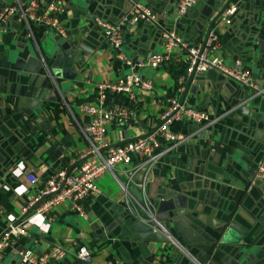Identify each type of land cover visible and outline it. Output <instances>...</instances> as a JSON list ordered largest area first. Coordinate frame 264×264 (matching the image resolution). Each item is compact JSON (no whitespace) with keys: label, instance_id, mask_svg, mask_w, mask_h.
<instances>
[{"label":"crops","instance_id":"crops-1","mask_svg":"<svg viewBox=\"0 0 264 264\" xmlns=\"http://www.w3.org/2000/svg\"><path fill=\"white\" fill-rule=\"evenodd\" d=\"M35 1L43 9L51 0ZM176 1L68 0L57 16L65 29L64 38L38 24L27 29L16 17L2 25L0 232L9 224H19L26 235L12 240L0 264H15L21 250L38 256L50 245L63 246L67 254L49 264H80L74 257L79 246L88 249L91 264H264V186L251 185L238 172L252 167L249 177L254 179V167L264 157V99L251 98L248 89L212 70L193 76L189 85L186 77L177 93L170 69L184 71L181 55L156 70H140L141 77L152 80L153 90L134 91V102L121 94L107 96L108 106H124L134 115L123 127L110 125L106 139L118 145L147 135L158 123L164 97L172 95L189 108L220 118L206 128L186 120L173 123L170 131L182 134L186 142L148 172L145 184V200L157 222L189 256L168 239L131 240L124 229L129 217L119 187L126 182L120 168L95 181L99 194L84 202V219L67 203L48 217L34 216L33 209L23 212L42 182L85 150L82 131L88 117L77 107L95 102L96 85L128 72L113 57L94 19L113 24L128 13L132 3L144 7L155 23L125 27L122 53L131 62L145 60L162 51L160 34L164 30H174L189 45L202 43L210 21L226 0H195L185 15L173 21ZM11 4L12 0H0V9ZM230 5L235 13L229 25L220 29V59L225 65L239 63L253 83L264 88V0H231ZM53 47L72 62V80L40 78L11 68L16 60L24 68L29 57L47 59ZM28 173L37 184L27 182ZM137 178L131 179L127 191L137 190ZM176 195L184 198L175 202L178 208L174 212L158 208ZM172 213L180 214L178 219L195 233V243L188 242L176 228Z\"/></svg>","mask_w":264,"mask_h":264},{"label":"built area","instance_id":"built-area-1","mask_svg":"<svg viewBox=\"0 0 264 264\" xmlns=\"http://www.w3.org/2000/svg\"><path fill=\"white\" fill-rule=\"evenodd\" d=\"M67 1L51 0L41 9L35 0H29L24 4L12 0L11 5L0 9V31L10 17H16V21L27 29L30 24H38L64 38L65 29L58 22L57 16L63 11ZM194 3L195 0H177L173 21L185 15ZM234 13L235 7L228 5L209 31L206 40L197 45L187 44L172 29L164 30L160 34L162 51L151 54L145 60L134 62L128 60L122 53L123 29L140 22L154 24V16L139 3L134 2L128 13L116 23L107 24L94 19V24L102 31L113 57L121 62L128 72L114 81L96 85L95 102L77 107L81 114L88 117V123L82 131L86 143L85 150L77 157V161L64 162L46 178L23 212L33 209L34 216L48 217L59 205L67 203L74 214L84 219V202L99 194L95 181L103 174H112L116 168H120L126 178L125 185L119 184V187L123 192L127 216L137 223L148 226L153 232L164 234L165 231L157 222L152 207L145 200V184L148 172L172 149L186 142V137L180 133H172L170 126L186 120L200 128H206L215 124L220 118L210 117L206 112L189 108L180 103L177 96L172 95L164 97L163 111L157 125L150 133L141 138L112 145L106 139L110 125L123 127L132 118L134 111L120 105L108 106L106 98L110 94H121L128 102H134V91L152 92V80L141 77L140 70H156L181 55L185 67L184 75L179 76L175 81L177 93L181 91L184 80L190 74L198 76L212 70L224 79L248 89L251 98L264 99V88H259L253 83L247 70L242 69L237 62L225 65L220 59V29L229 25ZM134 176L140 177V182L136 185L142 199L140 203L127 191ZM25 178L31 185L38 183L31 173L26 174ZM253 178L262 181L264 186V157L256 163ZM25 235L26 231L22 225L9 224L0 232V257L12 240ZM66 254V249L60 245H50L38 256L21 250L16 253L15 264H49L63 259ZM74 257L80 264H91L90 253L84 246L76 248Z\"/></svg>","mask_w":264,"mask_h":264},{"label":"water","instance_id":"water-1","mask_svg":"<svg viewBox=\"0 0 264 264\" xmlns=\"http://www.w3.org/2000/svg\"><path fill=\"white\" fill-rule=\"evenodd\" d=\"M26 1L27 0H19V2L21 4H24ZM230 1L231 0H226L224 2V4L220 7V9L216 12V14L212 18V20L210 21L202 43L206 40L209 31L213 27V24L220 17L221 13L230 4ZM54 49L55 48L53 47V50ZM11 68L16 70V71L23 70V72H25V73H30V74H33L36 77H40V78H46L49 76L52 79L62 77L65 80H72L74 78V74H75L73 71L72 62L68 59H65L62 55V52L59 50H54L53 52H50L47 59H42V57L41 58L29 57L27 59L26 63L24 64V68H23L22 62L20 60H16L15 64L11 65ZM60 68H63V70L60 71L59 70ZM192 79H193V74H190L187 78V85H189V83L191 82ZM43 82H46V81H43ZM234 169L237 171L236 167ZM238 172H239V174L242 175L241 177L244 178L246 180V182L250 181L251 185H254V184L257 185L259 183H261L263 185L262 181H258V180L252 179V178L250 179L249 175L252 172V167L250 169H247L245 172L244 171H238ZM234 178L237 180V176L235 174H234ZM139 182H140V177L138 176V178L135 182V185H137ZM243 184H245V183H243ZM129 192L138 203H140L142 201L140 194L138 193L136 188H132ZM179 196L180 197H178V195H176L173 198H170L172 200L168 201L167 203L161 202L159 204L158 208H160L161 211L168 210L169 212H174L172 210L178 208L177 203H175V202L184 198V196H182V195H179ZM180 204H182V202H180ZM181 208L184 209V205L181 206ZM170 216H172V218L176 222V228L180 231V233L184 236V238L188 242L195 243L198 240L197 236L190 229V227H188L183 222V220L178 219L180 214L172 213ZM125 226L126 227L124 229H126V233H128L130 235V238L132 241L166 242L168 239L172 243H174L177 247H179L182 252H184L186 255H188L185 248L180 247L178 242H176V240L174 238H172L171 235L167 232H165L164 234L158 233V232H153L152 229L149 228L148 226H145L141 223H137V222L131 220L130 218H128Z\"/></svg>","mask_w":264,"mask_h":264},{"label":"trees","instance_id":"trees-1","mask_svg":"<svg viewBox=\"0 0 264 264\" xmlns=\"http://www.w3.org/2000/svg\"><path fill=\"white\" fill-rule=\"evenodd\" d=\"M170 74H171L172 79H173L174 81H176V79H177L179 76L184 75V72L176 71L175 68H171V69H170Z\"/></svg>","mask_w":264,"mask_h":264}]
</instances>
